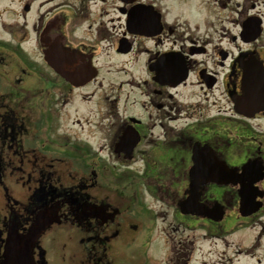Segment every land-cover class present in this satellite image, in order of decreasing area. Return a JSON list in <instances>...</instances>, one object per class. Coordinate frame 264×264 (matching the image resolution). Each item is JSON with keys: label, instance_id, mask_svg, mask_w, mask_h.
Masks as SVG:
<instances>
[{"label": "flooded vegetation", "instance_id": "af4514ba", "mask_svg": "<svg viewBox=\"0 0 264 264\" xmlns=\"http://www.w3.org/2000/svg\"><path fill=\"white\" fill-rule=\"evenodd\" d=\"M5 260L264 264V0H0Z\"/></svg>", "mask_w": 264, "mask_h": 264}, {"label": "rangeland", "instance_id": "374dc122", "mask_svg": "<svg viewBox=\"0 0 264 264\" xmlns=\"http://www.w3.org/2000/svg\"><path fill=\"white\" fill-rule=\"evenodd\" d=\"M118 58V57H117ZM116 58V60H114L113 61V63H112V66H111V68H110V74L111 75H113V76H116L117 78H120V79H122V81H123V76H124V73H125V71H126V67H123L122 65H123V62H120L121 60H119V59H117ZM129 85V83H127L126 84V86H128ZM200 230H198L197 232H199ZM244 233H242V235H240L241 237H243L244 236V239L245 240H247L248 238H249V231L248 230H245V231H243ZM239 233H237L234 237H236V236H238L239 237V235H238ZM209 248V246H201V250H202V252L203 253H205V255H204V259H206L207 261H215V260H217V257L215 256V255H211V254H208V253H206L204 250L205 249H208ZM241 263H246L245 261H241Z\"/></svg>", "mask_w": 264, "mask_h": 264}, {"label": "water", "instance_id": "95a60500", "mask_svg": "<svg viewBox=\"0 0 264 264\" xmlns=\"http://www.w3.org/2000/svg\"><path fill=\"white\" fill-rule=\"evenodd\" d=\"M1 264H10V262H9V260H5V262H3Z\"/></svg>", "mask_w": 264, "mask_h": 264}]
</instances>
